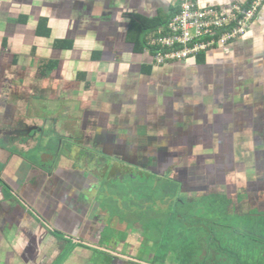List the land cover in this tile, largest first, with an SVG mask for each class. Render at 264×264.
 <instances>
[{"label": "crops", "instance_id": "1", "mask_svg": "<svg viewBox=\"0 0 264 264\" xmlns=\"http://www.w3.org/2000/svg\"><path fill=\"white\" fill-rule=\"evenodd\" d=\"M178 3L0 0V264H155L142 230L130 233L116 215L119 246L103 235L110 214L98 195L110 172L85 183V168L72 164L85 163L90 145L106 163L137 152L158 159L209 141L221 124L264 126V2L239 38L157 66L144 42L160 26L148 31L147 20L169 18ZM46 149L60 156L43 168L35 151Z\"/></svg>", "mask_w": 264, "mask_h": 264}, {"label": "flooded vegetation", "instance_id": "2", "mask_svg": "<svg viewBox=\"0 0 264 264\" xmlns=\"http://www.w3.org/2000/svg\"><path fill=\"white\" fill-rule=\"evenodd\" d=\"M263 128L248 121L221 124L215 129V136L200 143L201 149L197 143L191 142L184 145V152L169 153L154 160L146 153L137 152L130 160L113 159L110 175L129 174L133 179L155 175L156 179L170 180L171 183L157 182L153 186L162 191L159 197L152 198L153 207H161L166 213V222H179L178 227L184 226V230L190 228L186 219H192L189 225L198 223L196 228H201L199 240L202 243L190 251L201 254L197 259L199 262L204 264L205 257V264H241L257 257L256 262L249 264H258L264 262V138L260 135ZM175 157L179 158L182 170L175 167L163 169L165 165H162L175 161ZM103 160L95 152L85 155L84 164L72 165L85 168V183L99 182L101 178H107L103 177L107 167ZM155 161L160 165L156 168L162 171L160 174L141 171L142 167ZM167 184L169 187L165 188ZM197 205L204 210L195 209ZM172 235L169 229L161 237L162 241ZM169 251L175 253V249Z\"/></svg>", "mask_w": 264, "mask_h": 264}, {"label": "rangeland", "instance_id": "3", "mask_svg": "<svg viewBox=\"0 0 264 264\" xmlns=\"http://www.w3.org/2000/svg\"><path fill=\"white\" fill-rule=\"evenodd\" d=\"M86 146H88V144H86ZM197 147H199V149L202 148L200 142L197 143ZM182 151H185L184 145L182 146ZM183 178L185 179L186 176H183ZM168 181L171 183V181L167 179H156L155 175H149L146 177L138 176L137 178L133 179L129 176V174H125V176L117 175V178L115 179H111L109 175L107 180L103 179V182H101L99 186V188H103L98 197L102 198L105 188L108 190L107 195H105L106 197L103 198V202H105V200L108 198L106 201L108 208H105L106 205H103L101 210L106 215L110 214L109 219L107 217L108 224L106 227V232H104L103 235L107 236L112 234L113 237L111 240L115 242L117 246H119L117 235L124 233V230L120 228L118 223L112 222L111 224L112 218L116 215V219H120L126 223L125 227L130 229L129 232H133L137 228L142 230L145 236L142 240L144 242L143 248L148 249V255L151 256L155 264H164L168 263L169 261H172L174 264H203L199 262L200 260H197L201 254L198 255L197 252L190 251V248L196 250L199 243H202V241L199 240V235L202 232L201 228H196L198 223L189 225L188 223L192 222V219L188 218L186 219V223L190 228L184 230L186 229L184 226H182V228L178 227L179 222H166V213L161 207L158 206L157 209L153 207L152 198L154 197L153 199H156L162 193L158 187L153 186L156 185L157 182L163 183ZM168 187L169 185L167 184L165 188ZM112 195H117L123 199L122 207H119L116 204V201L112 200L114 199ZM160 200H162V196L160 197ZM97 201L102 202L101 199ZM195 209L198 211L204 210V208L200 205H197ZM169 229H171L173 235L171 238H164V241H162L161 237L167 233ZM74 232H77L76 229ZM138 234L139 233H137V235ZM120 239L123 240L122 238ZM203 242L205 243L204 240ZM126 246H129L128 242L126 243ZM173 249H175V253L170 254L169 250ZM200 249L201 248L199 247V250ZM249 249L252 250V248ZM138 253L141 252L139 251ZM240 258L241 261H244L243 256ZM203 259L205 264V257H203ZM256 261L257 257H253L252 259L248 260L247 263L240 261H237V263L240 262L241 264H249V262L254 263ZM147 263L151 264L149 261ZM260 264H264V262L261 261Z\"/></svg>", "mask_w": 264, "mask_h": 264}, {"label": "built area", "instance_id": "4", "mask_svg": "<svg viewBox=\"0 0 264 264\" xmlns=\"http://www.w3.org/2000/svg\"><path fill=\"white\" fill-rule=\"evenodd\" d=\"M264 0H251L247 8L237 3L200 7L194 0H179L168 22L147 35L158 65L200 50L225 45L242 36Z\"/></svg>", "mask_w": 264, "mask_h": 264}, {"label": "water", "instance_id": "5", "mask_svg": "<svg viewBox=\"0 0 264 264\" xmlns=\"http://www.w3.org/2000/svg\"><path fill=\"white\" fill-rule=\"evenodd\" d=\"M73 145H74V143H71L67 146V153H68L69 157H71V155H72ZM88 149L85 152L86 154L91 155L92 153L96 152L95 147H93L92 145H90L88 147ZM44 153L45 154H43L41 151H38V150L35 151V155H36V157H38V159L35 160V162L37 163L36 165H39L43 168L48 167V166H53L58 161L59 156H60L59 150L46 149V150H44ZM112 163H113V160H112V162L109 161L107 163V167L105 169L104 175L108 176V173L110 172L111 167H112ZM107 193H108V190L105 188L104 192H103V196L107 195Z\"/></svg>", "mask_w": 264, "mask_h": 264}, {"label": "trees", "instance_id": "6", "mask_svg": "<svg viewBox=\"0 0 264 264\" xmlns=\"http://www.w3.org/2000/svg\"><path fill=\"white\" fill-rule=\"evenodd\" d=\"M177 9H178V5H177V8H175V10L171 13V15L169 16V18H166V19H164V20H162V21H159V22H157V23H154V24H151L152 23V20H147V25H146V29L149 31V30H151V29H155V28H157V27H161V25L162 26H164L168 21L167 20H169L170 18H171V16H173L176 12H177ZM141 21H142V25H143V22L144 21H146V19H144V18H141L140 19ZM142 45H143V43H142ZM147 45H148V43H147V36L145 37V42H144V46H146L147 47ZM143 46V47H144ZM148 48V47H147ZM149 49V51L152 53V55H153V49L152 48H148ZM207 50H209V49H205V50H200V51H198V52H194V53H191V54H189L187 57H184V58H180V59H171V60H168V62H170V64L171 63H174V62H180V61H185V60H187V59H190V58H194V57H197L198 58V56L200 57V54H203V52L204 51H207ZM153 57V56H152ZM153 61H154V59H153ZM155 63V62H154ZM156 64V63H155ZM157 66H159L158 64H156Z\"/></svg>", "mask_w": 264, "mask_h": 264}]
</instances>
